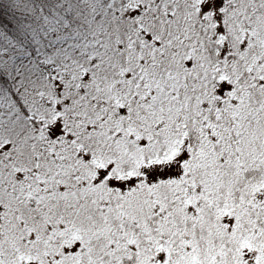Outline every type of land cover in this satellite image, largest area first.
I'll list each match as a JSON object with an SVG mask.
<instances>
[{
	"label": "snow or ice",
	"instance_id": "6c2138e0",
	"mask_svg": "<svg viewBox=\"0 0 264 264\" xmlns=\"http://www.w3.org/2000/svg\"><path fill=\"white\" fill-rule=\"evenodd\" d=\"M0 264H264V0H0Z\"/></svg>",
	"mask_w": 264,
	"mask_h": 264
}]
</instances>
